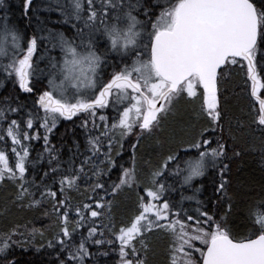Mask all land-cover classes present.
Wrapping results in <instances>:
<instances>
[{
  "label": "snow or ice",
  "instance_id": "snow-or-ice-1",
  "mask_svg": "<svg viewBox=\"0 0 264 264\" xmlns=\"http://www.w3.org/2000/svg\"><path fill=\"white\" fill-rule=\"evenodd\" d=\"M32 3L23 0L24 16ZM56 10L75 31L71 38L57 34L53 48L58 47L60 55L50 57L47 70L34 67L37 36L28 37L9 15L0 16V72L22 92H39L35 112L29 111L24 121L7 115L19 113L23 105L13 107L5 98L0 107V122L7 123L0 129V141L6 149L10 140L15 156L13 167L5 149H0V183L15 187L14 203L44 208L43 216L54 218L58 231L47 248L57 252L58 264H99L98 257L113 253L115 264H148L145 238L155 231L169 237V264H264V197L245 210L247 234L231 219V158L223 135L228 89L222 87L230 66L239 65L258 103L252 123L264 132V98L258 95L264 87V0H155L147 5L144 0H65ZM37 71L47 76L42 91L33 81ZM180 100L199 101L196 116L206 120V126L187 142L183 155L177 148L160 154L155 163L147 159L138 165L140 140L176 116ZM109 108L111 116L104 114ZM73 117L82 120L87 133L86 154L78 164L76 154L62 161L59 150L49 146L57 123ZM37 121L43 136L30 131ZM132 136L136 142L126 143ZM40 139L44 148L37 155L43 159L47 154L49 168L37 183L27 173L29 164L35 167L37 162L31 160L30 142ZM233 155L240 152L234 150ZM209 170L219 179L213 180L208 203L183 192L179 201L172 198L176 183L199 193L203 185L195 187L194 181ZM168 177L174 183H167ZM125 190L135 192V208L117 229L112 210L115 197ZM73 191L84 199L73 204ZM192 200L194 209L184 207V201ZM101 218L107 223L97 224ZM27 235L34 240L37 235L43 238L45 231L33 228ZM24 236L19 226L0 235V264H17L9 258V249L22 246L16 237ZM105 245L112 253L100 251Z\"/></svg>",
  "mask_w": 264,
  "mask_h": 264
},
{
  "label": "trees",
  "instance_id": "trees-1",
  "mask_svg": "<svg viewBox=\"0 0 264 264\" xmlns=\"http://www.w3.org/2000/svg\"><path fill=\"white\" fill-rule=\"evenodd\" d=\"M145 4L151 3V0H144ZM65 3V0H33L32 10L28 16L23 15V0H4V5L0 6V16L9 15L11 22L19 26L20 30L28 37L33 35L38 38L37 51L34 53V67L37 69L47 70L50 57H59V48H53V44L57 43V34L64 33L68 38H71V23H64L57 9L58 4ZM153 3V2H152ZM73 31H75L72 28ZM43 38V39H41ZM7 63V61H3ZM231 71L227 79L226 86L228 101L227 111L224 120V139L228 144V155L231 158L228 162L231 171L229 179L231 181L228 194L232 197L233 216L232 220L237 230L247 234L245 225L246 208L250 202L257 201L260 197H264V132L257 128L253 123V109H258V103L255 98L251 97V82L245 84V71H242L240 66H230ZM110 70V69H109ZM0 107L4 106L5 98H10L12 106L17 103L23 105L19 113H7L10 119L18 121L26 120L29 111L35 112L34 101L39 92L24 93L13 80L5 77L0 72ZM36 76H39L37 81ZM33 81L36 82L37 88L42 91L47 85V78L40 76L37 71ZM264 83V78H262ZM258 95L264 98V87L261 88ZM199 109V101L188 104L184 100H180L176 106V116H169L163 120L160 128L153 131L150 135L145 134L140 140V147L137 151L138 165H142L144 160L151 159L153 163L157 161L160 154H167L169 151L180 149L183 155L184 148L187 142L190 141L203 127L207 121L197 119L196 111ZM104 114L113 115L111 108L106 109ZM42 115V113H41ZM82 120L78 117H73L72 120L61 119L53 133L50 135V147H55L59 150L62 161H67L69 157L76 154V162L79 163L83 159L82 154H86L87 133L81 127ZM243 124V128L239 125ZM23 126V125H22ZM7 123L0 122V129H6ZM91 128V125H89ZM39 131L43 136L44 130L39 128V122H36L34 129L30 130L33 133ZM139 131V129H137ZM97 133H93L96 135ZM235 137V140L232 137ZM205 138H209L205 134ZM136 137L132 136L126 143H135ZM28 144L29 142H25ZM31 160L37 161L35 167L29 164L27 178L35 179L37 183L44 172L48 170L47 154L43 159H39L38 153L43 152V139L33 140L30 142ZM215 147V144L212 145ZM77 147L79 153H77ZM0 149H5V142L0 141ZM71 150V151H70ZM239 151V156H234L233 151ZM9 159V164L14 167L15 156L11 152V142H7L5 149ZM192 150L191 154H194ZM130 152L123 156L124 161H128ZM119 160V158H117ZM63 167H67L66 164ZM118 170L112 172V180H116ZM218 175L209 170V173L194 181L195 187L203 185L199 193H195L193 188L181 189L179 183L175 184L176 191L170 193L175 201L180 200L181 192L185 196L195 195L197 199L208 203V198L213 196V180L218 181ZM167 183L172 184L174 180L168 177ZM51 183V181H49ZM81 185V191H83ZM59 186L55 185L54 190L58 191ZM15 187L9 183H0V235L7 234L19 226L21 232H25L24 237H16L22 241V246L13 245L9 249L10 259H15L17 264H58L56 260L57 252L47 248V241L51 239L56 231L54 227V218L49 219L43 216L44 208L29 209L19 203H14ZM73 204L82 201L84 197L75 191L70 193ZM136 202V194L134 191H122L115 197V203L112 210V216L117 229L126 224L131 218ZM45 207H50L46 205ZM184 207L194 209L196 207L195 200L184 201ZM209 207L211 205L209 204ZM227 208V204L220 207V213ZM97 224L107 223L103 218L97 220ZM42 229L45 235L41 238L39 235L31 240L27 232L31 229ZM86 235V229H82ZM107 236L108 234L105 233ZM79 236H77V240ZM146 242L149 247L147 253L148 264H169V237L159 231L146 236ZM30 241V242H29ZM44 245L38 252L36 249ZM139 246V245H138ZM199 246V245H198ZM92 252H96L95 246L89 245ZM27 249V250H25ZM112 250L105 245L100 251ZM99 264H115L117 256L113 253L108 257H98Z\"/></svg>",
  "mask_w": 264,
  "mask_h": 264
},
{
  "label": "rangeland",
  "instance_id": "rangeland-1",
  "mask_svg": "<svg viewBox=\"0 0 264 264\" xmlns=\"http://www.w3.org/2000/svg\"><path fill=\"white\" fill-rule=\"evenodd\" d=\"M155 3V0H151V3ZM159 9H157V11H158ZM141 19H143V16L141 15V17H140ZM70 33H71V36L73 37L74 36V31L72 30V28H71V30H70ZM56 40L58 41V35H57V38H56ZM103 49H101V51H102ZM2 74H4V73H2ZM0 75H1V73H0ZM5 75V74H4ZM42 77H46L47 78V76L46 75H43Z\"/></svg>",
  "mask_w": 264,
  "mask_h": 264
}]
</instances>
